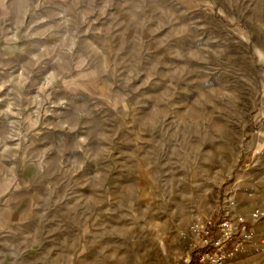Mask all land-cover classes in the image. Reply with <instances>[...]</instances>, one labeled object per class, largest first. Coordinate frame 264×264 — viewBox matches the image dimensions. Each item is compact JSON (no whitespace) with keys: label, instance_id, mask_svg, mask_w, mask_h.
Instances as JSON below:
<instances>
[{"label":"rangeland","instance_id":"1","mask_svg":"<svg viewBox=\"0 0 264 264\" xmlns=\"http://www.w3.org/2000/svg\"><path fill=\"white\" fill-rule=\"evenodd\" d=\"M231 197L264 205V0H0V264H198Z\"/></svg>","mask_w":264,"mask_h":264},{"label":"built area","instance_id":"2","mask_svg":"<svg viewBox=\"0 0 264 264\" xmlns=\"http://www.w3.org/2000/svg\"><path fill=\"white\" fill-rule=\"evenodd\" d=\"M185 238L198 264H226L241 248L252 244L264 251V205L243 214L239 201L231 197L195 220Z\"/></svg>","mask_w":264,"mask_h":264}]
</instances>
